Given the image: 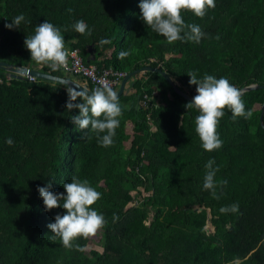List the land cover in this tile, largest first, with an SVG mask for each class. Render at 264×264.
<instances>
[{"label":"trees","instance_id":"16d2710c","mask_svg":"<svg viewBox=\"0 0 264 264\" xmlns=\"http://www.w3.org/2000/svg\"><path fill=\"white\" fill-rule=\"evenodd\" d=\"M140 2L0 0V62L62 77L32 61L24 45L47 20L61 29L69 50L78 49L98 69L160 68L191 97L190 71L198 79L225 77L240 89L264 86V0H215L202 19L185 12V22L205 33L198 44H169L140 18ZM21 14L18 28L5 27ZM79 20L91 35L73 29ZM124 50L132 54L117 59ZM92 51L95 59L87 62ZM7 76L0 68V264H264L263 88L243 93L251 119L233 120L225 110L218 128L223 146L207 152L195 132L198 111L184 107L190 101L159 74H137L119 98L126 107L113 145L105 148L94 135L83 139L71 119L79 109L66 108L63 84ZM145 95L146 108L139 106ZM210 159L219 168L215 179L228 182L217 189L219 200L203 187ZM73 176L102 194L92 207L107 220L96 236L76 241L83 252L52 240L47 225L65 210L46 211L37 190L51 182L50 191L65 193ZM234 203L238 213H220ZM208 220L212 233L205 230Z\"/></svg>","mask_w":264,"mask_h":264},{"label":"clouds","instance_id":"9594fccd","mask_svg":"<svg viewBox=\"0 0 264 264\" xmlns=\"http://www.w3.org/2000/svg\"><path fill=\"white\" fill-rule=\"evenodd\" d=\"M215 6V0H141L139 4L140 18L153 32L166 38L169 44L177 41L200 43L205 33L199 25L186 23L184 13L191 12L202 19L209 9H214ZM68 11L71 13L73 10ZM24 21L25 16L21 14L5 27L18 28ZM73 29L81 35H91L83 20L77 21ZM99 43L111 44L112 41L101 39ZM24 45L30 52L32 61L46 65L53 72L66 68L72 54L66 46L61 29L47 20L35 27L33 35L26 36ZM131 54V50L121 51L117 59L124 60ZM187 75L190 77L189 84L196 86V95L184 107L187 110L195 109L199 113L195 118V132L199 136L202 148L207 152L218 150L223 146L218 128L225 110L231 112L233 120L237 117L251 119L253 116V112L246 109L243 100L244 90L233 85L225 77L216 78L206 73L203 78L198 79L196 71H190ZM63 84L68 94L66 108L70 112L79 109V115L72 116L71 119L83 132V139L85 137L92 139L94 135L100 146L105 148L112 146L126 107L121 105L117 90L108 83L91 91L77 90L70 86L73 84L70 80H64ZM6 143L11 146L14 141L8 138ZM214 164V159L208 160L205 164L203 187L210 191L213 199L219 200L217 189L223 188L228 182L215 179L219 168H214ZM51 187L49 182L47 186L38 187L37 190L46 211L60 207L65 210V214H57L54 222L47 225L53 234L52 240L59 238L66 249L85 251V248L76 241L94 237L107 226L105 216L92 207L101 199L102 194L92 187L87 179L81 180L76 176L71 178V182L63 184L66 194L50 191ZM219 211L221 214L238 213L239 204L221 207ZM112 219L116 222L119 216L113 214ZM232 264H239V261L236 260Z\"/></svg>","mask_w":264,"mask_h":264},{"label":"water","instance_id":"95a60500","mask_svg":"<svg viewBox=\"0 0 264 264\" xmlns=\"http://www.w3.org/2000/svg\"><path fill=\"white\" fill-rule=\"evenodd\" d=\"M93 53H94L93 51L90 52V60H87V62L94 61L95 57H94ZM0 68L3 69L6 72V74L12 79H20L21 80L24 78L27 79L28 77H31L34 79H43V80H47V81L59 83V84H63L64 80H70L73 83L70 86L75 87L77 90H85L86 89V90L90 91L88 89V87L81 85L79 82L75 81L74 79H71L64 72H63V74L65 76L59 77V76L51 75L49 73L36 71V70L28 68L26 66L13 65V64H8L6 62H0ZM148 71L155 72V73L159 74L161 77H163L166 80V82L172 87V89L174 90V92L177 95L181 96L182 98H184L186 100H189V101L192 100V97L190 95H188L187 93H185V91L176 82H174L166 72H164L160 68H152V67H148V66L142 67L140 69L134 70V71L126 74V76L122 79V81L118 87V90H117L119 98L123 95V93L126 89V84L132 77H134L137 74L148 72ZM262 88L264 89V86L252 84V85L243 87L242 90H244L243 93H245V92H249L252 90H258V89H262ZM263 117H264V102L261 106V112H260V117H259V121H260V124L262 125V127H264ZM195 210L199 212L202 210V208H196Z\"/></svg>","mask_w":264,"mask_h":264},{"label":"built area","instance_id":"2783aa9c","mask_svg":"<svg viewBox=\"0 0 264 264\" xmlns=\"http://www.w3.org/2000/svg\"><path fill=\"white\" fill-rule=\"evenodd\" d=\"M69 52L72 54L69 56L66 68H61L62 72L69 77L83 80L90 91L104 83L110 84L116 90L127 74L113 68L98 69L94 64L85 63L78 49H72L69 50ZM7 78L10 79L9 76H7ZM27 79L34 80V78L31 77ZM149 103L150 99L145 95L143 99L139 101V106L146 108Z\"/></svg>","mask_w":264,"mask_h":264},{"label":"rangeland","instance_id":"374dc122","mask_svg":"<svg viewBox=\"0 0 264 264\" xmlns=\"http://www.w3.org/2000/svg\"><path fill=\"white\" fill-rule=\"evenodd\" d=\"M61 75L62 76H65L63 73H61ZM71 79H76V78H74V77H70ZM76 80H78V79H76ZM178 84V83H177ZM179 86H180V84H178ZM181 87V86H180ZM183 89V88H182ZM184 90V89H183ZM160 96L159 95H157L156 96V100L157 101H160ZM169 98L171 99L172 97L169 95ZM144 195H148V193H142V196H144ZM199 208H202L203 209V207H199ZM207 212H208V219H210V213H209V209L207 210ZM205 230H206V232L207 233H212L213 232V227H212V225L210 224V222H209V220L207 221V223H206V225H205ZM98 250H100V246L97 248Z\"/></svg>","mask_w":264,"mask_h":264},{"label":"crops","instance_id":"0c3cea01","mask_svg":"<svg viewBox=\"0 0 264 264\" xmlns=\"http://www.w3.org/2000/svg\"><path fill=\"white\" fill-rule=\"evenodd\" d=\"M67 46V45H66ZM69 49V48H68ZM43 64H39V66L41 67ZM44 66V65H43ZM46 66V65H45ZM32 69H34V70H36V71H38V68L37 67H32ZM58 71H60L61 73H63L62 72V70L60 69V70H58ZM41 72V71H40ZM75 81H77V82H79L78 80H76V79H74ZM129 82V81H128ZM128 82H127V84H128ZM81 85H83V86H85V84H83V83H81V82H79ZM127 84H126V87H127ZM87 87V86H86ZM119 87V86H118ZM116 90H118V88L116 89ZM126 90V89H125Z\"/></svg>","mask_w":264,"mask_h":264}]
</instances>
